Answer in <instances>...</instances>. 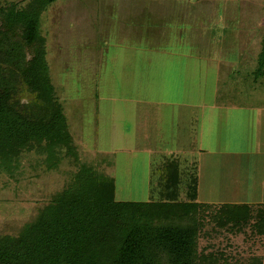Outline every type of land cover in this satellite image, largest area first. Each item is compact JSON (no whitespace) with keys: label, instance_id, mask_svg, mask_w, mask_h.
Listing matches in <instances>:
<instances>
[{"label":"rangeland","instance_id":"obj_1","mask_svg":"<svg viewBox=\"0 0 264 264\" xmlns=\"http://www.w3.org/2000/svg\"><path fill=\"white\" fill-rule=\"evenodd\" d=\"M226 1L57 0L42 12L48 70L78 162L114 177L117 200H148L151 178L174 155L182 197L195 172L200 202H264V77L255 78L262 34L254 25L249 41L225 34L214 15ZM237 3L264 18V0ZM43 158L25 154L24 176L0 172V235H18L79 167L75 156L47 172ZM205 220L199 251L224 252V264L264 255V236Z\"/></svg>","mask_w":264,"mask_h":264},{"label":"trees","instance_id":"obj_2","mask_svg":"<svg viewBox=\"0 0 264 264\" xmlns=\"http://www.w3.org/2000/svg\"><path fill=\"white\" fill-rule=\"evenodd\" d=\"M55 1L0 0V172L24 176L21 161L27 153L42 155L51 166L47 172L75 156L79 167L70 185L55 192L18 235H0V264H224V252L199 251L207 217L233 233L250 228L252 235L264 236V202H200L195 172L182 197V167L174 155L158 166L146 201L117 200L114 177L78 162L40 27L42 12ZM226 3L225 13L218 6L214 19L224 24L225 34L241 32L247 41L256 26L253 31L262 39L255 78L264 77V18L237 0ZM253 16L261 24L253 23ZM38 165L30 162L34 171ZM249 263L261 264V259L253 256Z\"/></svg>","mask_w":264,"mask_h":264},{"label":"crops","instance_id":"obj_3","mask_svg":"<svg viewBox=\"0 0 264 264\" xmlns=\"http://www.w3.org/2000/svg\"><path fill=\"white\" fill-rule=\"evenodd\" d=\"M118 1V0H117ZM122 1V0H121ZM130 1V0H129ZM115 4H116V2H114ZM125 3H128V2H125ZM123 5H124V3H121V4H116V6H119V13H120V16H121V14H123L122 16H124L125 14H124V12H126V16H128V12L126 11L127 9L126 8H123ZM123 8V9H122ZM141 8H142V11L144 12V10H145V8H144V5H141ZM144 8V9H143ZM151 10V9H150ZM121 20L123 19V18H120ZM224 54V53H223ZM261 255H259L258 257L261 259V264H264V255H263V253H260Z\"/></svg>","mask_w":264,"mask_h":264}]
</instances>
